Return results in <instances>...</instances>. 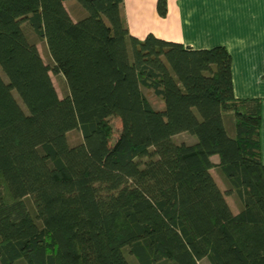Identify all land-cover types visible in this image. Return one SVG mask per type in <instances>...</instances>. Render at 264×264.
<instances>
[{
	"label": "trees",
	"instance_id": "obj_1",
	"mask_svg": "<svg viewBox=\"0 0 264 264\" xmlns=\"http://www.w3.org/2000/svg\"><path fill=\"white\" fill-rule=\"evenodd\" d=\"M66 1L0 0V264H264L261 99L236 97L227 47L140 39L124 0H77L79 19Z\"/></svg>",
	"mask_w": 264,
	"mask_h": 264
},
{
	"label": "crops",
	"instance_id": "obj_2",
	"mask_svg": "<svg viewBox=\"0 0 264 264\" xmlns=\"http://www.w3.org/2000/svg\"><path fill=\"white\" fill-rule=\"evenodd\" d=\"M167 6L161 15L158 0H124L130 33L140 39L153 33L194 49L226 46L236 97L261 99L264 162V0H167Z\"/></svg>",
	"mask_w": 264,
	"mask_h": 264
},
{
	"label": "rangeland",
	"instance_id": "obj_3",
	"mask_svg": "<svg viewBox=\"0 0 264 264\" xmlns=\"http://www.w3.org/2000/svg\"><path fill=\"white\" fill-rule=\"evenodd\" d=\"M65 6L68 9V11L70 12V14L73 16L74 19H79V18L83 17L85 14H87L86 9L83 8V6L77 0H67L65 2ZM24 26H25L26 31L28 32V35L30 36V38H32L33 40H35L37 42L38 48L40 50V53H41L44 61L47 64L52 65L53 60H52L51 55L49 53L46 41L44 39H42L41 37H39L33 31V29L29 26L28 22H24ZM0 72L3 75V77L6 79L7 77L1 68H0ZM51 76H52V79L54 81V84H55L60 96L62 97L65 94H67L68 86H67V82H66L65 78L62 76V74H54L53 72H51ZM15 95L19 98L17 93H15ZM19 101L21 102L20 99H19ZM21 104L25 108V106L23 105L22 102H21ZM109 120L115 127V131H116L115 137H117V135H118V133L122 127L121 119L118 116H111L109 118ZM229 132H231L230 128H229ZM68 139H69L71 144L79 143L82 140L81 131L79 129H74V130L70 131L68 133ZM175 140L177 142L192 143V142L197 141V136L193 135L189 132H181L175 136ZM213 174H214V177L216 178L219 186L221 187V189L223 191H226L227 185L225 184L224 180L222 179V176L220 175V173L216 169H213ZM227 200H228V203L231 206L232 210L234 212H238L240 207L236 202L235 196L234 195H227ZM130 260L132 261V263L136 264V261L133 257L130 256ZM201 264H209V262L207 259H203L201 261Z\"/></svg>",
	"mask_w": 264,
	"mask_h": 264
}]
</instances>
